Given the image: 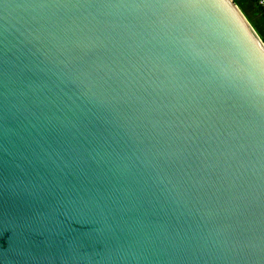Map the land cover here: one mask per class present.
Masks as SVG:
<instances>
[{
  "label": "water",
  "instance_id": "obj_1",
  "mask_svg": "<svg viewBox=\"0 0 264 264\" xmlns=\"http://www.w3.org/2000/svg\"><path fill=\"white\" fill-rule=\"evenodd\" d=\"M233 3L0 0V264H264V42Z\"/></svg>",
  "mask_w": 264,
  "mask_h": 264
},
{
  "label": "rangeland",
  "instance_id": "obj_2",
  "mask_svg": "<svg viewBox=\"0 0 264 264\" xmlns=\"http://www.w3.org/2000/svg\"><path fill=\"white\" fill-rule=\"evenodd\" d=\"M237 3H239L247 19L249 18L252 20L260 21V23L255 25L254 27L259 32L260 36L264 38V20L262 21L261 19H259L260 17V11L258 10V6H260L259 3L257 2L253 4L250 0H240ZM262 12H264L263 8H262Z\"/></svg>",
  "mask_w": 264,
  "mask_h": 264
},
{
  "label": "trees",
  "instance_id": "obj_3",
  "mask_svg": "<svg viewBox=\"0 0 264 264\" xmlns=\"http://www.w3.org/2000/svg\"><path fill=\"white\" fill-rule=\"evenodd\" d=\"M238 1H240V0H234V2L236 3V4H239V3H237ZM253 4H255V3H257V1L258 0H250ZM240 6V5H239ZM241 8V7H240ZM258 10L260 11V17H259V19H261L262 21L264 20V12H262V8L260 7V6H258ZM248 20H249V22L252 24V26L254 27L255 25H257V24H259L260 23V21H258V20H252V19H249L248 18ZM255 28V27H254ZM264 42V41H263Z\"/></svg>",
  "mask_w": 264,
  "mask_h": 264
},
{
  "label": "clouds",
  "instance_id": "obj_4",
  "mask_svg": "<svg viewBox=\"0 0 264 264\" xmlns=\"http://www.w3.org/2000/svg\"><path fill=\"white\" fill-rule=\"evenodd\" d=\"M232 3H233V0H232ZM235 6H237V8H238V10H239V13L241 14V16L242 17H244L245 19H246V21H247V23L253 28V29H255L249 22H248V20H247V17L244 15V12L242 11V9L240 8V6H239V4H235V3H233ZM256 30V29H255ZM256 32H258L257 30H256ZM258 34H259V32H258ZM259 37H260V39L262 40V41H264V38H262L261 36H260V34H259Z\"/></svg>",
  "mask_w": 264,
  "mask_h": 264
},
{
  "label": "built area",
  "instance_id": "obj_5",
  "mask_svg": "<svg viewBox=\"0 0 264 264\" xmlns=\"http://www.w3.org/2000/svg\"><path fill=\"white\" fill-rule=\"evenodd\" d=\"M259 3V5L263 8L264 10V0H258L257 1Z\"/></svg>",
  "mask_w": 264,
  "mask_h": 264
},
{
  "label": "snow or ice",
  "instance_id": "obj_6",
  "mask_svg": "<svg viewBox=\"0 0 264 264\" xmlns=\"http://www.w3.org/2000/svg\"><path fill=\"white\" fill-rule=\"evenodd\" d=\"M222 0H217V3H221ZM237 16L239 17V14L237 13Z\"/></svg>",
  "mask_w": 264,
  "mask_h": 264
}]
</instances>
